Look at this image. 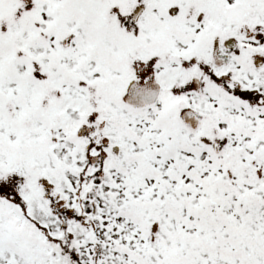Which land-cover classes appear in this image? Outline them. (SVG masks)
Listing matches in <instances>:
<instances>
[{"label":"snow or ice","instance_id":"snow-or-ice-1","mask_svg":"<svg viewBox=\"0 0 264 264\" xmlns=\"http://www.w3.org/2000/svg\"><path fill=\"white\" fill-rule=\"evenodd\" d=\"M0 264H264V0H0Z\"/></svg>","mask_w":264,"mask_h":264}]
</instances>
